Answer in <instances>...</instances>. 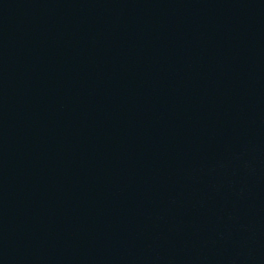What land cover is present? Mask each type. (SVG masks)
<instances>
[{"label": "water", "instance_id": "1", "mask_svg": "<svg viewBox=\"0 0 264 264\" xmlns=\"http://www.w3.org/2000/svg\"><path fill=\"white\" fill-rule=\"evenodd\" d=\"M264 79V0H0V264H220Z\"/></svg>", "mask_w": 264, "mask_h": 264}]
</instances>
